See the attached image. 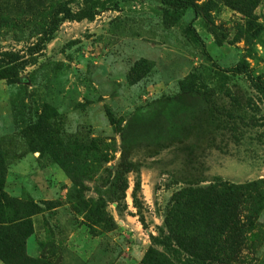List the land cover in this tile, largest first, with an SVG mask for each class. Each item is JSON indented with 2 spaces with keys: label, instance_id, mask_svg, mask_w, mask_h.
<instances>
[{
  "label": "rangeland",
  "instance_id": "obj_1",
  "mask_svg": "<svg viewBox=\"0 0 264 264\" xmlns=\"http://www.w3.org/2000/svg\"><path fill=\"white\" fill-rule=\"evenodd\" d=\"M183 1L198 13L170 0H0L5 63L29 56L58 3L96 14L61 23L32 65L0 66V264H264V195L242 206L232 257L197 261L167 228L181 192L264 181V93L249 79L264 85V0ZM188 77L205 96H181ZM163 96L214 122L136 149L117 179L119 131Z\"/></svg>",
  "mask_w": 264,
  "mask_h": 264
},
{
  "label": "trees",
  "instance_id": "obj_2",
  "mask_svg": "<svg viewBox=\"0 0 264 264\" xmlns=\"http://www.w3.org/2000/svg\"><path fill=\"white\" fill-rule=\"evenodd\" d=\"M179 9L199 8L183 0H170ZM96 14L86 9L73 13L67 3H58L49 15V22L37 44L30 49L27 58L7 54L8 60H0V66L11 68L32 65L35 56L41 53L46 44L64 21L92 20ZM195 37V31L190 29ZM247 67L237 64L231 72L241 74ZM255 89L264 93V85L249 75ZM188 77L180 84L181 96H205L191 84ZM211 116L202 109L184 105L176 97L163 96L146 106L135 110L119 131L121 138V158L116 178L121 179L131 172L134 165L130 161L132 153L139 148L156 152L169 144L185 142L192 138L193 132L212 124ZM209 123V124H210ZM264 181L245 185H235L217 181L204 191L188 190L177 194L168 212L167 228L175 243L183 246L187 254L197 261L219 255L232 257L238 253L239 245L245 236L241 208L245 203L253 204L264 195ZM230 241V242H229ZM155 264H161L155 262ZM169 264V263H168Z\"/></svg>",
  "mask_w": 264,
  "mask_h": 264
}]
</instances>
